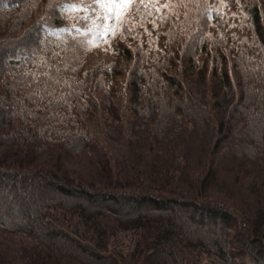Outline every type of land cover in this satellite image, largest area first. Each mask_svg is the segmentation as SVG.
<instances>
[{"label":"trees","instance_id":"1","mask_svg":"<svg viewBox=\"0 0 264 264\" xmlns=\"http://www.w3.org/2000/svg\"><path fill=\"white\" fill-rule=\"evenodd\" d=\"M232 1L113 36L0 0V264H264V0Z\"/></svg>","mask_w":264,"mask_h":264},{"label":"snow or ice","instance_id":"2","mask_svg":"<svg viewBox=\"0 0 264 264\" xmlns=\"http://www.w3.org/2000/svg\"><path fill=\"white\" fill-rule=\"evenodd\" d=\"M138 3H143V0H60V11L61 13L83 11L86 15L79 17V20L84 22L92 20L94 26L105 29V35L110 32L114 36L128 22V14ZM71 18L77 19L75 16ZM85 26L87 27V24Z\"/></svg>","mask_w":264,"mask_h":264},{"label":"rangeland","instance_id":"3","mask_svg":"<svg viewBox=\"0 0 264 264\" xmlns=\"http://www.w3.org/2000/svg\"><path fill=\"white\" fill-rule=\"evenodd\" d=\"M154 5L160 6L165 12L171 10L176 4L181 3L182 0H151ZM220 8L223 11V15L227 18L229 28L231 30L237 29V16L238 10L236 4L232 0H218ZM95 61H109L112 58V52L108 48H103L90 55ZM90 60V59H89ZM203 264H221L216 258L211 255H205L202 258Z\"/></svg>","mask_w":264,"mask_h":264}]
</instances>
